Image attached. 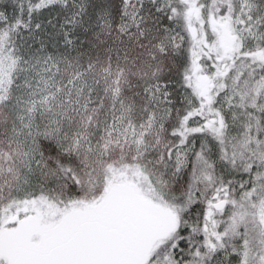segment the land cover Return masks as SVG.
<instances>
[{
    "label": "snow or ice",
    "instance_id": "1",
    "mask_svg": "<svg viewBox=\"0 0 264 264\" xmlns=\"http://www.w3.org/2000/svg\"><path fill=\"white\" fill-rule=\"evenodd\" d=\"M0 264H264V0H0Z\"/></svg>",
    "mask_w": 264,
    "mask_h": 264
}]
</instances>
